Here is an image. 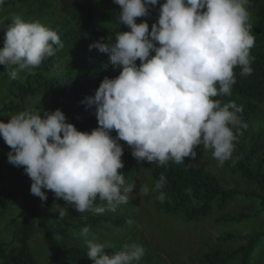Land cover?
I'll return each mask as SVG.
<instances>
[{"label":"clouds","instance_id":"obj_1","mask_svg":"<svg viewBox=\"0 0 264 264\" xmlns=\"http://www.w3.org/2000/svg\"><path fill=\"white\" fill-rule=\"evenodd\" d=\"M114 3L119 5L118 29L123 24L128 30L117 29L114 40L109 37L105 43L101 38L89 45L107 53L113 68L120 69L82 101L93 109L98 126L78 130L59 108H30L6 122L0 119V137L10 148L7 161L23 167L31 180L30 193L40 198L41 206L47 200L44 190L65 201L55 209L60 217L67 215L68 206L78 213L103 214L128 202L136 186L126 183L121 171L119 141L126 142L138 162L159 165L182 164L203 145L213 149L222 166L235 148L233 129L242 108L213 98L231 95L235 66H242V75L252 72L250 0H163L150 29L146 20L136 19L148 17L158 0ZM4 33L0 65L12 79L20 71L31 73L63 47L58 33L37 20L14 16ZM165 185L161 174L152 189L161 201ZM141 191L147 195L149 188ZM89 232L85 226L81 236L92 264H140L143 245L126 244L107 254L111 245L89 238Z\"/></svg>","mask_w":264,"mask_h":264},{"label":"trees","instance_id":"obj_2","mask_svg":"<svg viewBox=\"0 0 264 264\" xmlns=\"http://www.w3.org/2000/svg\"><path fill=\"white\" fill-rule=\"evenodd\" d=\"M161 3L163 0H158L157 6L149 9L150 15L139 17L136 22L146 20L150 29L156 22ZM248 11L250 32L255 39L250 49L252 72L242 75V66H235L231 95L213 98L222 103L233 101L242 108L237 113L240 123L233 129L236 140L230 161L247 181L248 188H224L211 172L186 163L169 161L159 165L154 162L148 195L165 213L182 214L187 220L198 221L208 217L214 206L220 211L225 210L230 200L238 195L256 197L261 208L259 211L264 212V5L248 8ZM118 12L119 5L114 0H3L0 4V47L4 43V30L14 16L26 21L37 20L55 30L63 47L57 48L55 55L44 60L31 73L20 71L15 79L10 78L4 66L0 65V119L6 122L12 114L30 109L27 105L32 99L38 101L36 105L43 109L59 108L78 130L91 131L97 127L93 109L82 101L94 95L105 76L114 78L120 69L113 68L107 53L95 48L90 50L89 45L101 38L105 43L109 37L115 39L113 33L118 29L115 21ZM118 30L127 31L128 28L121 24ZM111 135H116L115 130ZM119 143L123 148L121 159L124 167L121 171L125 179L132 181L144 167V161L138 162L131 155L126 142ZM9 150L0 137V189H18L22 204L19 213L8 220V228L4 230L8 231L1 234L0 264H38L29 247L36 233L42 235L49 249L48 264H92L86 255L82 228L87 226L89 238H93L92 231L97 225L111 223L118 226L126 218L118 213L77 214L71 206H68L67 215L60 217L55 209L57 205L65 206V201L55 198L50 190H44L47 200L41 206L40 198L30 193L31 180L23 167L13 166L7 161ZM161 174L166 178L163 201L157 198V192L152 191ZM247 216V212L221 214L216 219L241 220ZM245 236V243L238 247L225 252L220 248L207 249L198 260L202 264H229L236 259L249 261L256 245L264 237V228ZM231 237L233 234L219 235L217 240ZM116 248L110 247L105 252L112 254ZM140 264L156 263L144 257Z\"/></svg>","mask_w":264,"mask_h":264},{"label":"rangeland","instance_id":"obj_3","mask_svg":"<svg viewBox=\"0 0 264 264\" xmlns=\"http://www.w3.org/2000/svg\"><path fill=\"white\" fill-rule=\"evenodd\" d=\"M261 5H264V0H250L247 7ZM36 102L38 101L28 100L27 107H39ZM194 150L197 153L196 157H185L183 163L211 172L224 188L245 190L248 188L247 181L235 169L230 159L221 166L213 157L212 148L200 145ZM152 166L153 163L144 161V167L134 180L125 179L126 183H134L136 186L129 195L128 202L120 204L115 212L106 210L103 213L109 215L118 213L126 218L125 222L118 226L111 223L97 225L92 231V236L99 242L102 243L104 240V244L120 250L126 244L139 243L145 248L142 258L145 257L156 264H202L198 258L205 250L214 248H220L223 252L232 250L245 243V235L264 228V212L259 211V201L253 196L238 195L230 200L225 210L220 211L214 206L208 217L198 221L187 220L182 214H168L159 210L154 199L148 195L151 192ZM143 186L149 188L147 195L141 191ZM21 204L22 196L18 189L10 187L6 190L0 189V239H3L1 234L8 231H4L5 227L8 228V220L19 213ZM242 212H247L248 216L241 220L216 219L221 214L237 215ZM76 213L78 214L77 211ZM226 234H233V237L217 240V236ZM29 247L38 264H48L50 252L40 233H36L30 240ZM228 263L264 264V237L256 245L249 261L236 259Z\"/></svg>","mask_w":264,"mask_h":264}]
</instances>
